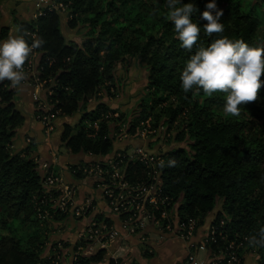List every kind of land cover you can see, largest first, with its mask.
<instances>
[{
	"label": "trees",
	"instance_id": "1",
	"mask_svg": "<svg viewBox=\"0 0 264 264\" xmlns=\"http://www.w3.org/2000/svg\"><path fill=\"white\" fill-rule=\"evenodd\" d=\"M70 1L73 18L68 26L74 29L81 21L89 24L88 38L82 44L67 40L61 17L55 12L45 10L28 21H20L12 13V24L29 45L37 38L45 41L35 50L39 77L53 92L49 100L61 110V117L82 113L77 126L64 125L61 141L75 155L106 157L112 152L115 140L111 133L118 128L105 116L109 112L114 116L117 110L109 111L105 104L92 111L86 108L103 94L105 86L110 94L116 67L125 57L137 59L149 71L148 93L153 96L149 104L144 101L139 122L152 118L155 128L166 124L170 128L179 118L185 123L178 140H186L187 146L156 161L171 205L179 204L181 219L198 220L200 227L222 202L214 224L225 222L223 231L229 241L246 239L243 254L257 249L264 258V248L248 244V238L264 228V87L257 101L242 105L240 116L233 117L223 111L226 94L185 93L180 79L198 47H208L215 39L227 37L251 47L264 46V0H215L223 10L220 23L224 31L211 37L204 33L207 21L201 14L212 0H181L182 5L192 3L197 9L191 19L201 28L191 51L181 46L174 24L167 18L166 0ZM3 3L0 0V19ZM9 31L10 27H1L0 39ZM17 95L10 81L0 82V264H55L43 258L44 234L35 227L40 220L38 209L45 208L41 205L45 197L42 174L33 157L36 143L31 139L21 153L12 151L18 129L26 120ZM119 159L125 164L124 179L129 184L149 186L153 181L151 167L127 157ZM170 160H175L174 167L168 166ZM81 177L78 172L76 178ZM106 255L101 249L80 263L99 264Z\"/></svg>",
	"mask_w": 264,
	"mask_h": 264
},
{
	"label": "rangeland",
	"instance_id": "2",
	"mask_svg": "<svg viewBox=\"0 0 264 264\" xmlns=\"http://www.w3.org/2000/svg\"><path fill=\"white\" fill-rule=\"evenodd\" d=\"M4 2H6V6H8L9 8L8 11L11 7H15L11 10V14L15 13V17L20 21H28L30 20V17L32 15H37V11H39V13L42 12L41 7H39V0H4ZM71 4L72 2L69 3V6H71ZM59 6L62 5L59 4ZM54 9H56L57 11ZM52 10H54L53 12L57 13L61 17V28L67 40L82 44L83 41L88 38V23L81 21L79 25L74 29L68 26L69 21L71 20V18H73V15L70 14L71 7H68L66 12H58L59 10L55 5H53L51 11ZM0 23L7 24L6 20L5 22L1 20ZM11 26L13 29L16 28L13 24ZM115 74L116 82L115 86L113 88L111 87L110 94L105 90V86L103 89L104 92H102L103 94L98 99H95L93 102L88 104L86 111H92L99 104H105L106 106H108L109 111L117 110L116 114L118 117L114 118L112 113L109 112V115H106L105 119H109L112 124H116V127L118 128L117 132H119V130L121 129L128 134H124L127 135V137L123 140L115 141L112 152L99 162L108 164L109 161L115 162L116 160H120V157L124 156H127L128 159L130 156L132 158H136L137 156L138 158V150L140 149H142L148 156L159 158L175 148L186 147V140H178V138L180 137L179 134L181 133L182 125H185V123H182L180 121V118L170 128V125L168 126L167 124L160 127L158 126L159 128H155L154 124L156 122H154L152 118H149L144 122H139V113L141 112L144 103L146 102L147 104H149L152 101L153 97L151 93H148L149 71L146 65L141 63L137 59L128 56L125 57V59L116 67ZM32 82V78H27V81L24 83V85L29 86L27 89H30L31 92L23 93L24 91L21 90L22 88L17 90L18 101L24 100L23 109L26 111L31 110L30 99L32 94L33 99L35 95L43 97L45 99H49L51 96L50 93H48L50 90L49 87L44 88L42 91L33 90L34 86L31 85ZM18 104H20V102ZM35 111L33 113H35ZM81 116L82 113L78 112L73 116L68 117V121L66 122V119H63L65 117H61L60 115L56 120V123H60L58 126V131H54L51 138V145H47L46 136L43 134V128L40 127L38 122L35 121L34 127H37V129H39L42 133V136L44 138L42 144H45L48 147V158H55L56 162L59 161V163L62 161L64 168L59 174L63 177V180H65L66 184H68L69 186L74 187L75 190L80 191H77L75 193V199L77 203L80 204V206H84L86 199L92 200L94 212H96L94 215V219L99 214L108 216L112 219L111 225L109 223L110 227L114 224L119 228L123 220L125 225L128 224L125 227V230L123 228V230H121V239L118 238L114 243H112V246L108 248L107 252H109V254H113L115 252L119 258L121 256H125L122 259L120 258V260L122 261L126 260V254L129 258L132 257L133 259L136 255L140 254L142 256L141 262L144 264L145 261H150L149 258L151 257L154 250V245L157 242L160 243L162 241L161 244H163L170 238H177L173 235H168V233L164 231L165 227H163V225L165 224L164 220H175L177 216L180 215L179 204H176L175 208L170 211L166 210L165 208L166 217L164 218L166 219H164L162 223H159V225L155 226L154 228L151 221L144 220V229L140 235H126V233L131 228L139 223L138 220H134L133 217H130V211L139 202L143 205V195H141V200L137 201L136 203L131 200V196L129 195L127 200H124L125 204L128 207L122 213L117 212L119 213L117 214L113 211V209L108 207L107 203L103 199L104 192L101 188V181H99L101 176H98L96 172H91L90 170H88V173H85L86 171L83 172V169L85 168L84 165L88 161H91L89 160V156H87L86 154H80L77 156L73 155V153L68 150L65 143L58 140L62 133L61 131L64 125L69 124L71 126H77V124L80 122ZM61 122L66 123L61 124ZM88 124H90V122ZM134 125H137L136 132L130 133V129ZM21 134L22 132H20L19 137L16 139V143L13 144V153H21L22 151L19 150L18 146V142H23ZM25 143L26 146H28L27 137L25 138ZM38 145L39 144L36 143L35 151H37ZM46 146L40 145V150L46 151ZM51 149L56 152L55 157L53 156ZM121 162V167L125 170V164L123 161ZM89 164L90 163H88V165ZM55 166H51L52 172H57ZM159 166L160 165L154 163V166L152 167L153 171H151V173L153 174V176L161 180L160 176L162 175V171ZM37 168L42 174L43 171L41 170L39 165ZM78 172H83V175L81 178H77L78 180L76 184V174ZM154 193L155 192L152 191L151 193L145 194V197L147 198L149 194ZM44 209L48 211V216L44 220H38V224L36 226L34 225L41 231L42 234H44V236H42V240L45 243L42 249L43 258H47L48 260L52 259L53 263L55 264H74L75 257L77 255L79 256L80 254H83V252H85L86 250L87 241L83 236H81V233H83L84 230L87 229L88 225L90 224L91 218L88 216L86 218H75L72 214L68 213L67 217L64 218V220L62 219L58 221L56 218L63 216L60 211H56L54 208L51 209L48 204ZM221 210L222 202H219L215 210L205 219L204 224L199 228H201L202 231H205L208 228L209 224L213 222L217 213ZM143 212H146V210L143 209ZM142 216L144 218L145 215ZM195 221L197 222V224L199 223L198 220ZM205 233L206 232H204V234ZM161 236L163 238H161ZM179 240L174 239V242H172V244L179 245ZM117 241H119V243H116ZM125 246L131 247L135 249V251L126 253L125 249H129H127ZM170 246L173 245L170 244ZM97 248H100L99 245ZM170 250L173 251L172 249H167L169 253L171 252ZM179 253L180 252H177V255ZM203 255L204 254L202 253L201 256ZM246 255L247 257H250L247 259L246 264H254V260L257 264H260L264 259L262 254H260L257 249L256 251H248ZM79 258L82 259L81 256H79ZM138 259H136V262L139 263Z\"/></svg>",
	"mask_w": 264,
	"mask_h": 264
},
{
	"label": "built area",
	"instance_id": "3",
	"mask_svg": "<svg viewBox=\"0 0 264 264\" xmlns=\"http://www.w3.org/2000/svg\"><path fill=\"white\" fill-rule=\"evenodd\" d=\"M39 7H41V11H37V15L35 17L43 14L45 10L51 11L53 5L59 10L58 12H66L69 6L70 0H39ZM62 5V6H59ZM57 11V10H56ZM39 53L34 50L30 55L28 61H26L24 65V71L27 75V78H32V86L33 90L42 91L47 87V81L42 80L39 77ZM27 81V80H26ZM51 82V81H50ZM50 95H53V92L49 90ZM35 95V94H34ZM34 101L36 104V111L33 114V119L41 124L43 128V134L46 136L47 145H51V138L56 130L55 123L58 117L61 115V110L56 109V105H54L49 99H45L43 97H39L37 95L34 96ZM115 117H118L117 114ZM90 125V124H89ZM115 123L113 124V126ZM112 126V127H113ZM96 130H98L99 126L97 123L94 124ZM117 128V127H116ZM120 132V133H119ZM117 132L115 129L112 131L111 135L113 136L115 141L123 140L127 137L128 134L123 130H119ZM121 136V137H119ZM117 137V138H116ZM31 142V138L28 139V144ZM138 158L129 157L130 161L141 162L147 167H153L156 161L160 159L157 157H151L144 153L142 149L138 150ZM137 151V152H138ZM53 156L55 157V151L51 149ZM87 155V154H86ZM89 156V160L84 166L83 172L88 173V170L91 172H96V174L100 177L101 188L104 192L103 199L107 203L108 207L113 209L115 213L123 212L127 209V205L125 201L131 196V200L136 203L141 200V195L144 198L143 205L139 202L131 211L130 217H133L134 220H138L139 223L136 224L133 228H131L126 235H140L143 231L144 220H149L152 222L153 228L166 218V210H172L176 205H171V198L164 192L162 181L153 177V181L147 185H138L133 186L125 181V170L121 167L122 162L120 160L109 161L108 164H103L99 162L104 157H94ZM127 157V156H124ZM128 158V157H127ZM136 159V160H133ZM36 162L39 167L43 171L42 173V181H43V192L45 194L44 199L41 201V205L45 206L48 204L51 209H55L56 211H60V213L65 214L67 216L68 213L72 214L75 218H86L87 216L91 218L90 224L87 229L81 233V236L87 241L86 250L83 254H80L82 258H86L95 254L97 251L103 249L108 251V248L112 246L118 238L121 239V230H125V227L128 225L122 221V224L116 227L114 224L110 227L112 223V219L108 216H103L101 214L97 215L94 219V206L93 201L90 199H86L84 206H80L75 199V193L78 190H75L74 187L66 184L63 177L58 172H52L51 166H57L56 160H42L39 157H35ZM88 163H90L88 165ZM55 166V167H56ZM86 169V170H85ZM82 172V175H83ZM76 187V186H75ZM154 191V194H149L147 198L145 194L151 193ZM160 191V192H159ZM125 200V201H124ZM143 209L146 212H143ZM119 214V213H117ZM142 215H145L144 218ZM48 216V211L45 209H38V217L39 219L44 220ZM100 216V219L98 217ZM111 219V220H110ZM64 220V219H63ZM166 223L163 225L164 231L168 233V235H173L188 244L189 252L187 255V263L188 264H244L245 263V254L242 253L243 250H246L245 241H229L227 234L223 231L225 227V222H221L220 225L214 224L211 222L208 228L205 231H202L201 228L198 227L197 222L192 220H182L178 215L175 220H164ZM168 221V222H167ZM110 223V225H109ZM141 227V228H140ZM123 228V229H122ZM138 229V230H137ZM204 232H206L204 234ZM167 235V234H166ZM161 238H163L161 236ZM224 242V245L221 246L220 240ZM116 243H119L117 241ZM99 245L100 248H97ZM126 253L133 252L134 250L131 247L125 246ZM214 247V249H213ZM217 248V249H215ZM200 253H206L205 259L201 260L199 258ZM77 255L74 259V264H81V259ZM125 257V256H124ZM124 257H120L121 259ZM114 252L113 254H109L105 257V260L99 264H109L110 260H113L115 264H139L136 262L138 259L137 255L134 259L129 258L126 254V260L122 261ZM139 261V259H138ZM141 264V263H140ZM260 264H264L262 261Z\"/></svg>",
	"mask_w": 264,
	"mask_h": 264
},
{
	"label": "clouds",
	"instance_id": "4",
	"mask_svg": "<svg viewBox=\"0 0 264 264\" xmlns=\"http://www.w3.org/2000/svg\"><path fill=\"white\" fill-rule=\"evenodd\" d=\"M168 14L181 42V46L191 51L197 45L201 28L191 19L197 11L192 3L181 4V0H166ZM181 5V6H177ZM201 18L207 21L203 26L209 37L224 31L220 23L223 10L218 9L215 0L206 5ZM45 44L42 38L34 39L31 45L24 35L9 36L0 43V82H11V87L19 90L27 80L24 65L35 49ZM264 46L251 47L243 40H230L227 37L215 39L208 47H198L187 61L181 74V86L185 93L199 94L201 90L207 97L214 93L226 94L223 111L225 115L238 117L241 106L255 102L264 87ZM175 160L168 162L174 167ZM164 164L161 162V167ZM250 247L264 248V228L248 238Z\"/></svg>",
	"mask_w": 264,
	"mask_h": 264
},
{
	"label": "crops",
	"instance_id": "5",
	"mask_svg": "<svg viewBox=\"0 0 264 264\" xmlns=\"http://www.w3.org/2000/svg\"><path fill=\"white\" fill-rule=\"evenodd\" d=\"M15 8V7H13ZM12 7L10 8V10L8 11V6H6V2H4L2 4V18L0 19V22L1 20H3L5 22H7V24H2L0 23V28L1 27H10V31H9V34L8 36L1 40L0 39V43H2L3 41L7 40L9 38V36H14V35H17V29H13L12 28V14H11V10L13 9ZM25 83V82H24ZM29 86L27 85H23L21 88V90H23L24 92L23 93H26V92H31L30 89H27ZM28 90V91H27ZM20 104H18V107L20 108V110L23 112V114L25 115V124L23 127H21L20 129H18V132H17V135L14 139V143H16V139L19 137L20 135V132H22V141L18 142V146H19V150H23L25 149L27 146H26V143H25V138H31L35 141V143L39 144L38 145V149L37 151L34 152L33 154V157H39L40 159L42 160H54L55 158H48L49 154H48V147L45 145V144H42L43 143V136H42V133L39 129H37V127H34V123H35V120L33 119V112L35 111V108H36V103L33 99V94L31 95V99H30V106H31V110H24L23 109V106H24V100H19ZM30 117V119H29ZM63 119H66V122L68 121V117H65ZM66 122H61V124H64ZM60 123H55V127H56V131H58V126H59ZM40 127H41V124H39ZM64 128V127H63ZM63 128H62V133H63ZM41 129V128H40ZM62 133L59 137L58 140H60L61 142V136H62ZM55 136V134H54ZM54 138V137H53ZM40 145H44L46 146V151L44 150H40ZM70 151V150H69ZM75 155V154H73ZM77 156V155H76ZM62 166H61V164ZM59 163V161H57V166H56V171L58 173H60L63 168H64V165L62 163V161ZM59 164V165H58ZM77 178H76V184H77ZM79 191V190H78ZM80 192V191H79ZM169 237V236H167ZM175 240H179L177 238H174ZM174 239H168L167 242L162 243V241L159 243L157 242L155 245H154V250H153V253L151 255V257L149 258L150 261H145L144 264H188L187 263V255H188V252H189V248H188V244L182 240H179V245H175V244H172V242H174ZM173 245V246H170ZM172 249L173 251H171L170 253L167 251V249ZM133 249V248H132ZM135 251V249H133ZM177 252H180L178 255H177ZM202 253H200L199 255V258L201 260L205 259V256H206V253H203L204 255L201 256ZM247 254V253H246ZM245 254V263L247 262V259L250 258L249 256L247 257V255ZM252 255V254H251ZM137 257L139 258V262L141 264H143L141 261H142V256L140 254L137 255ZM254 264H257L256 261L254 260Z\"/></svg>",
	"mask_w": 264,
	"mask_h": 264
}]
</instances>
